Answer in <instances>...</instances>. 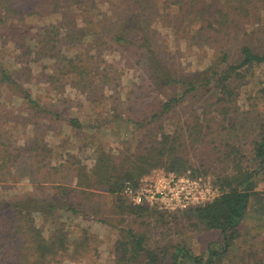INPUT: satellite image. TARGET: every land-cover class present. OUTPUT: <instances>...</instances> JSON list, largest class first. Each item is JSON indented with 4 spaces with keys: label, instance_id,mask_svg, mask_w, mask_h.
<instances>
[{
    "label": "trees",
    "instance_id": "trees-1",
    "mask_svg": "<svg viewBox=\"0 0 264 264\" xmlns=\"http://www.w3.org/2000/svg\"><path fill=\"white\" fill-rule=\"evenodd\" d=\"M106 2L113 7L117 21L108 22L103 32L92 25L82 28L75 20L78 13L93 12L96 0H0V96L21 97L36 117L83 128L84 123L69 113L71 101L65 92L70 86L94 100L111 97V119L144 130L133 148L103 144L94 149L91 162L75 152L61 153L54 162V148L44 133H34L16 146L7 142L2 125L9 115L0 110V182L28 179L43 191L49 189L45 196L27 192L0 197V264H64L98 255L100 235L88 225H72L62 219L64 215L116 229L115 264H220L255 201L260 204L257 214L264 216V194L257 189L264 173V125L253 147V163L231 137H223L230 127L226 124L230 105L235 108V82L242 84L249 70L264 64V38H258L264 35V0H167L166 7L175 6V12L163 15L156 0ZM54 15H60L57 25L51 23L39 31L28 21L30 16ZM104 15L101 20L107 19ZM155 15L170 16L165 22L175 40L189 36L212 48L211 62L187 70L172 61L174 56L158 36L160 30L151 25ZM86 37L91 38V45L108 39L120 48L128 65L142 66L147 85L131 87L130 98L123 100L119 83L109 79V71L102 68L98 62L102 59L92 47L72 53L63 49L64 41L77 45ZM10 44L13 51L8 50ZM35 60L51 63L43 84L58 94L60 106L47 105L29 86L34 76L30 62ZM148 88L164 99L154 105L145 102L142 113L136 115L138 100L132 96H147ZM197 94L199 108L180 113L178 107ZM159 168L193 178L216 173L212 182L219 194L179 210L190 225L218 230L221 242L198 254L182 242L151 243L149 229L141 225L150 226L149 217L168 225L171 217L178 220L179 215L167 214L158 206L134 204L124 189L128 182L137 186ZM15 172L19 179L11 178ZM38 218L49 221V232ZM242 260L246 264L244 257ZM252 260L251 264H264L263 257Z\"/></svg>",
    "mask_w": 264,
    "mask_h": 264
},
{
    "label": "rangeland",
    "instance_id": "rangeland-1",
    "mask_svg": "<svg viewBox=\"0 0 264 264\" xmlns=\"http://www.w3.org/2000/svg\"><path fill=\"white\" fill-rule=\"evenodd\" d=\"M166 1L156 0V7L158 8L156 9L160 15L175 12V6L166 7ZM114 3L117 4L116 1ZM96 5L95 10L89 14L92 18L88 14L78 13L75 20L82 28L92 25L93 28L104 32L108 22L117 21L116 14H114L113 7L106 0H96ZM103 11L106 13H103ZM262 13L264 15V10ZM104 14L107 15V19L101 20L105 17ZM58 17L60 15L48 16V18L30 16L28 21L34 24L36 31H39L42 27L51 25V23L57 25L55 21ZM169 18L170 16L160 17L155 15L153 18L155 20L151 25H155L160 30L158 36L165 40L167 51L174 56L172 61L187 70H195L207 66L213 57V49L204 46L200 42L193 41L189 36L175 40L170 24L166 25L167 22H165V20L169 21ZM247 28L250 29L253 26L248 25ZM263 36L259 34L258 38H264ZM90 40L91 38L86 37L85 40L82 38L77 45H68L67 41H64L63 49L68 53H72L76 49L82 50L92 47L93 53L100 55L102 59L98 61L102 63V68L109 71V79L119 83L117 89H121L123 100L130 98L129 91L131 87L138 88L137 85H147V80L142 76V66L139 64L128 65L124 57L125 55L120 48L112 45L108 39L106 42H94L92 45L88 42ZM96 44H99L98 48L95 47ZM97 49H100L99 53ZM8 50L13 51L12 44L8 46ZM8 56H10V53H8ZM234 56L237 57V54L234 53ZM32 58L37 59L34 56ZM30 65L34 70V76L29 86L34 92L42 95V101L47 105L48 103L59 105L61 102L58 103V94L52 92L46 84H43L49 77L48 73L51 70V63L46 61L36 62L35 60L31 61ZM44 65H47L48 68L45 69ZM121 71L122 74L120 73ZM246 75L242 84L235 82L236 98L232 102L235 108H232L230 105L231 112L226 122L230 127L228 130H225L223 137H231L235 143L242 147L246 160L253 163V147L255 142L260 139L262 125H264V64H258L251 71L249 70ZM139 91L142 90L139 89ZM147 93L148 95L143 97L139 96L135 98L134 95L132 96L134 101L138 100L134 105V114L137 115L142 110L145 102L146 105L150 102L154 105L164 99L163 95L151 92L149 88ZM65 94L67 95V99L71 101L69 103V113L72 116L78 117L84 123L83 128L71 127L65 121L58 119L36 117L21 97L14 95L8 97L5 93L1 94L0 101L2 102V106L0 110L8 111L9 115L8 121L3 122L4 124L2 125V133L5 135V140L16 146V144L24 143L34 133H44L46 134L48 143L54 148V157L52 159L54 162L58 161L61 153L66 152L79 153L86 162H91L94 149L99 145L108 144L115 148H118L120 145H130L133 148L141 140V134L144 133L143 129L130 123L111 119V97L100 96L99 99L94 100L91 95L87 96L70 86L66 88ZM200 103L201 97L197 94L189 100L184 101L178 109L181 111L180 113L186 115L188 111L199 108ZM217 116L218 119L222 118L220 114H217ZM230 132L232 136H229ZM168 173L163 168H159L152 171L149 176L159 179ZM215 174L210 173L201 175L200 177L212 181ZM19 175V172H15L11 178L19 179ZM257 189L264 194V173H261L259 177ZM27 192L36 196H45L49 193V189L43 191L42 188L30 183L28 179H22L21 181L10 180L8 183L0 182V197L12 198V195ZM158 207L167 211V214L179 215V218L178 220H172L171 217L168 225L156 223L155 219L150 217V220L142 218L150 221V226H141L149 229L151 243L164 245L171 242H182L194 254H198L206 252L209 245L215 246L217 242H221L222 236L218 230L205 229L202 225H190V220L182 216L179 209L170 210ZM259 207L260 204L255 201V204L252 205L251 210H249L239 226V237L235 243L230 245L229 252L223 256L220 264H244L243 257L246 260V264H251L254 261L252 260L254 256L263 257L264 259V216L257 214ZM62 219L71 222L72 225H88L100 235V239L102 240L99 243L98 255L89 254L79 261H66L64 264H115V240L118 235L116 229L103 223L90 220L85 221L79 217H70L69 215H64ZM38 221L45 231L49 232V221L47 222L39 218ZM140 221L142 222V220Z\"/></svg>",
    "mask_w": 264,
    "mask_h": 264
},
{
    "label": "built area",
    "instance_id": "built-area-1",
    "mask_svg": "<svg viewBox=\"0 0 264 264\" xmlns=\"http://www.w3.org/2000/svg\"><path fill=\"white\" fill-rule=\"evenodd\" d=\"M124 194L134 204L177 210L212 200L219 189L209 179L170 172L159 179L147 175L137 186L128 182Z\"/></svg>",
    "mask_w": 264,
    "mask_h": 264
}]
</instances>
